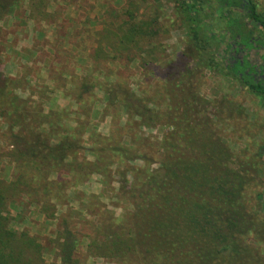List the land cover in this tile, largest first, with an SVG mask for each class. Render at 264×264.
Masks as SVG:
<instances>
[{
	"label": "trees",
	"instance_id": "trees-1",
	"mask_svg": "<svg viewBox=\"0 0 264 264\" xmlns=\"http://www.w3.org/2000/svg\"><path fill=\"white\" fill-rule=\"evenodd\" d=\"M172 1L189 45L175 61L167 60L158 90L166 98L163 110L156 107L157 97L134 91L129 76L119 75L106 85L94 77L95 70L106 73L103 62H159L157 18L134 19L130 13L122 23L109 19L96 33L90 68L76 79L54 67L55 88L73 98L77 109L52 105L47 110L46 100L19 93L29 73L21 68L15 78L0 69V156L7 159L0 166V264H82L77 253L83 240H88L87 256L102 264H264L259 245L264 232L262 152L235 154L224 140L219 126L233 125L240 102L227 97L217 101L213 120L208 115L212 104L195 97L199 73L213 69L264 98V85L240 61L221 63L214 54L205 55L218 39L205 17L216 11L226 23V41L250 45L252 36L264 29V15L251 0ZM25 2L0 0V21L18 9L23 15L29 9L36 22L54 17L47 12V0ZM6 48L7 32L0 25V60ZM46 86L40 89L43 93L49 90ZM97 88L103 89L107 105L131 119L122 125V115H111L109 135L99 132L92 119L97 111L90 101ZM144 127L161 128L163 136H146ZM137 160L145 165L138 167ZM153 163L159 166L153 168ZM114 164L121 167L110 175ZM129 173H135L133 181ZM94 174L102 176L104 194H87L82 206L86 213L69 208L62 214L47 243L28 229L13 228V209L25 217L28 207H34L47 220L56 219L58 207L67 204L68 191ZM114 182L120 183L118 190ZM103 197L115 200L113 206L124 212L117 215ZM120 198L129 206L122 207ZM45 254L56 255V263H47Z\"/></svg>",
	"mask_w": 264,
	"mask_h": 264
},
{
	"label": "rangeland",
	"instance_id": "rangeland-1",
	"mask_svg": "<svg viewBox=\"0 0 264 264\" xmlns=\"http://www.w3.org/2000/svg\"><path fill=\"white\" fill-rule=\"evenodd\" d=\"M251 1L256 5L257 10L264 15V0ZM47 2L49 4L47 12L54 15L53 18L48 19L49 22H36L35 15L31 14L29 9L24 10V15L18 9L5 21H0V25L7 32V48L1 57L0 69L5 74L15 78L20 76L21 68L25 70V74H30L25 78L27 83L23 85L24 89L19 90L20 95L23 97L33 96L39 101L46 100L45 107L47 110L52 105L55 107L70 106L72 109H77L78 106L74 103L73 98L66 97L61 90L55 88V68L70 71L73 76L68 75L69 79L73 77L76 79L78 75H83L92 64L90 54L97 43L96 33L105 28L109 19L114 17L122 23L123 19H130L129 14L133 13L136 15L134 19L153 17L159 20L160 32L156 42L160 50L158 53L160 61L150 63L148 66L144 65L143 60L138 59L131 62L119 59L113 64L103 62L102 68L106 70V73L103 74L99 70H95L94 77L106 85V83L116 81L119 75L129 76L132 89L141 96L147 94L157 97L156 107L163 110V103L166 98L158 90L164 82L167 60L175 61L181 53L186 51V47L189 45V38L181 25L172 0H47ZM25 4L28 5V0ZM52 21L53 23L50 24ZM205 22L209 23V26L217 32L218 36V39H214L215 47L208 46L205 55L214 54L217 61L226 63L225 44L229 33L226 35V31H224L225 20L214 11L211 16L205 17ZM63 33H67V35L62 37ZM56 40H61L62 44L55 45ZM184 65L187 63H183L182 66ZM192 65L191 63L190 66ZM39 69L40 74H38ZM198 80L200 84H198V92H196L195 97L198 98V101L204 99L212 104L208 115L213 120L217 119L218 108L215 105L217 101L227 97L241 103L240 110L235 114L237 119L233 125L230 127L220 125L219 127L223 132L224 140L235 154L244 151L247 157H251L261 151V161L264 163V98L241 86L229 76L213 69L200 72ZM38 86L40 88H37ZM44 86L49 89L46 93L40 90ZM93 94L94 99L90 103L97 113L92 119L97 124L99 132L104 135L110 134L114 121L112 116L119 118L122 115L120 122L122 125L131 120L119 111V108L107 105L102 88L95 89ZM225 110L228 111L226 108ZM227 111H225L226 114H228ZM142 133L159 140L164 131L158 127H144ZM85 144L87 147H91L89 140ZM0 146H2L1 142ZM1 149L4 151L6 147L3 146ZM88 157L94 159V155L91 153L88 154ZM3 161H7V159L0 156V166L4 164ZM134 164L141 167L145 165V161L137 160ZM151 165L153 168L159 166L158 163ZM120 167L121 165L114 164L108 169V174L111 175L115 169ZM127 178L133 181L135 173H129ZM116 179H119L118 176ZM102 184V176L94 174L85 184L68 191L67 204L58 207L57 218L51 221L47 220L44 215L37 213L34 207H28L25 211V217H19L18 212L13 209L12 215L16 219H14L12 226L20 230L28 229L32 234L40 236L46 241L48 237L55 235L60 216L69 208L83 211L82 206L85 205L87 194H104ZM119 185L118 182L113 183V187L117 190ZM102 201L117 215L124 212L123 208L113 206L112 201L115 200L103 197ZM119 203L122 207L129 206V201L122 198H120ZM83 212L86 213V210ZM260 212L264 217V197ZM261 231H264V226ZM260 240L259 245L264 249V232ZM87 242L88 240L82 241L77 253L82 264H102L103 260L92 259L87 256ZM44 257L47 263H56L57 261L56 255L45 254Z\"/></svg>",
	"mask_w": 264,
	"mask_h": 264
},
{
	"label": "flooded vegetation",
	"instance_id": "flooded-vegetation-1",
	"mask_svg": "<svg viewBox=\"0 0 264 264\" xmlns=\"http://www.w3.org/2000/svg\"><path fill=\"white\" fill-rule=\"evenodd\" d=\"M249 2L250 0H244L245 4ZM245 7L243 5V8ZM252 37L250 45L244 41L241 42V40L239 42L232 39L226 41V63L229 61L232 63L240 61L241 66L245 68L246 72L252 75L257 82L264 85V29L256 32ZM240 38L239 36L238 39Z\"/></svg>",
	"mask_w": 264,
	"mask_h": 264
}]
</instances>
